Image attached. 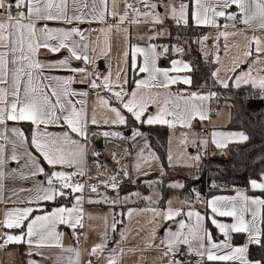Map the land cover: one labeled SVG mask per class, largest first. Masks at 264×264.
<instances>
[{
    "label": "snow or ice",
    "instance_id": "6c2138e0",
    "mask_svg": "<svg viewBox=\"0 0 264 264\" xmlns=\"http://www.w3.org/2000/svg\"><path fill=\"white\" fill-rule=\"evenodd\" d=\"M253 105L264 106V0H0V253L264 264V146L244 187L209 179L232 195L188 183L216 157L240 170ZM97 138L128 142L107 176ZM139 184L146 193L128 188Z\"/></svg>",
    "mask_w": 264,
    "mask_h": 264
},
{
    "label": "trees",
    "instance_id": "16d2710c",
    "mask_svg": "<svg viewBox=\"0 0 264 264\" xmlns=\"http://www.w3.org/2000/svg\"><path fill=\"white\" fill-rule=\"evenodd\" d=\"M196 46L193 45V48ZM198 54L193 52L190 57L195 59ZM201 67L204 69V71H207V66H204L201 64ZM250 112H252L251 122L247 124V129L250 130L252 139L251 142L244 146V157L241 158L238 154L233 157L234 160L238 162L237 166L239 167V171H231V162L228 159L216 157L211 160L205 161V165H210V168L206 169L203 177L202 183H195L191 180H188V183L195 186L198 190H201L205 195H212L216 193H230L231 191H217L213 190L212 192L207 191L208 190V184L210 178H217V182L221 184H235L237 187H244L246 185L247 176L251 175V168H254L257 166V161L255 159H249V157H255L258 156L260 153L261 146H264V126H261L257 123V117L261 111H264V106H258L253 105L250 109ZM240 123L238 122L236 124V128H240ZM145 131H148L147 127L144 129ZM167 131L164 129L160 130L159 136L155 135V130H153V140L158 142H163L166 140ZM157 147L159 148V152L163 153V148L159 147V143H157ZM239 150H237L238 152ZM166 163V161H165ZM247 164L249 167L245 169L244 165ZM218 169H225L223 171V175L228 177V179L220 180L218 179L219 173ZM253 252L256 256H259L261 253L258 249H253Z\"/></svg>",
    "mask_w": 264,
    "mask_h": 264
},
{
    "label": "built area",
    "instance_id": "2783aa9c",
    "mask_svg": "<svg viewBox=\"0 0 264 264\" xmlns=\"http://www.w3.org/2000/svg\"><path fill=\"white\" fill-rule=\"evenodd\" d=\"M99 130H108V129H98V131H99ZM126 130H127V129H123L125 135H127ZM99 142H101V146H100V148H99V147L97 148V144H98ZM127 143H128V142H126V141L113 142V141H111V140H104L103 138H97V139H94V140L92 141L91 147H92L93 149L97 150V151H101L102 156H103V163L106 164V165H108V168H101V169H99V171H103V170H104V172H105V170H106V171L109 172L112 168H114V167H115V161L112 159L110 153L114 151V152H116V153L119 155V154L121 153V148L117 147V144H120V145H126ZM105 156H106L107 158H105ZM91 159H92V161H93V165H94V160H95V158L93 157V158H91ZM129 159H130V157L121 160V164H122V165H128ZM207 161H208V160H206V162H207ZM102 169H103V170H102ZM93 174L95 175V167H94V172H93ZM94 182H95V181H94ZM207 191H208V190L206 189V192H207Z\"/></svg>",
    "mask_w": 264,
    "mask_h": 264
},
{
    "label": "rangeland",
    "instance_id": "374dc122",
    "mask_svg": "<svg viewBox=\"0 0 264 264\" xmlns=\"http://www.w3.org/2000/svg\"><path fill=\"white\" fill-rule=\"evenodd\" d=\"M225 111H227V110L225 109ZM126 133H127V135H130V130L127 129ZM166 138H167V135H166ZM105 158H107V157L105 156ZM134 158H135V150H133V156L130 158V165L134 163ZM187 175H188V170L187 169L179 172V176L180 177H185ZM128 188L130 190L143 191L145 193L147 192V188L143 184H139L138 186L137 185H128ZM65 230H67V229H65Z\"/></svg>",
    "mask_w": 264,
    "mask_h": 264
},
{
    "label": "crops",
    "instance_id": "0c3cea01",
    "mask_svg": "<svg viewBox=\"0 0 264 264\" xmlns=\"http://www.w3.org/2000/svg\"><path fill=\"white\" fill-rule=\"evenodd\" d=\"M130 158H131V157H130ZM128 165H130V159H129ZM216 194H217V195H232V194H234V193H232V192H230V193L222 192V193H216ZM170 195H175V193H172V194H170ZM212 195H213V194H212ZM201 207H202V206H201ZM88 210H89V211H94L95 209L89 208ZM65 231L67 232L68 230H65ZM66 242H70V241L68 240L67 237H66ZM237 242H238V243L242 242V239H241V240H238ZM0 261H3L4 264H12V260H11L9 257L4 256L3 253H0ZM15 261H16V264H19V257H18V256L15 257ZM128 264H132V262L129 261Z\"/></svg>",
    "mask_w": 264,
    "mask_h": 264
},
{
    "label": "bare ground",
    "instance_id": "6f19581e",
    "mask_svg": "<svg viewBox=\"0 0 264 264\" xmlns=\"http://www.w3.org/2000/svg\"><path fill=\"white\" fill-rule=\"evenodd\" d=\"M100 146H101V142H99V143L97 144V148H98V147L100 148ZM102 170H103V169H102ZM92 171L94 172V166H93V168H92ZM99 174H100V175H103V176H107L108 171H106V170H105V172H104V170H103V171H99Z\"/></svg>",
    "mask_w": 264,
    "mask_h": 264
}]
</instances>
